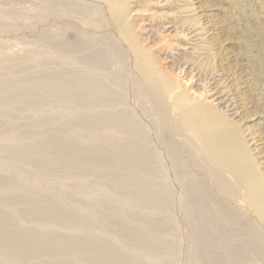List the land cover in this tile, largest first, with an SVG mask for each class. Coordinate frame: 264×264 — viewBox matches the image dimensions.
<instances>
[{
	"label": "rangeland",
	"instance_id": "obj_1",
	"mask_svg": "<svg viewBox=\"0 0 264 264\" xmlns=\"http://www.w3.org/2000/svg\"><path fill=\"white\" fill-rule=\"evenodd\" d=\"M179 3L182 4V9L175 11L173 19L176 25H180L179 30L188 25L197 28V44L192 50L181 49L182 53L168 67L163 62L159 65L180 82L191 77L188 85L196 100L209 102L208 89L214 77L232 98L237 114H229L231 110L227 111L222 107L223 104L218 109L226 119L222 130L228 134L231 141L229 144H234L235 149L238 147L237 150H240L238 153L244 171L242 174H232L223 170L220 183L232 190L236 201L216 188L213 165L203 155L202 138L191 127L190 131L188 124L179 127L181 131L173 127L178 124L180 110L157 102L155 89L142 77L137 67L138 58L127 43L128 39L122 34L125 26L118 23L106 0H0V90L16 81L33 77L53 81L52 90L56 86L51 97L42 98L46 104L33 99L24 104L11 95L5 101L0 98V143L3 142L6 146H25L31 144L32 140L47 141L53 137L68 136L77 138L84 144L83 147L109 145L113 141L126 139L120 126L112 124L93 127V117L89 116H94L97 112L100 115L107 110L120 115L122 113L121 116H127L131 123L137 122L142 126L143 129L140 130L144 136H137V141L146 149H151L156 162V169L151 173L153 177L149 176L155 181L166 183L167 187L161 193L167 191L166 189L170 193L167 204L153 201L132 191L133 188L126 186V183L118 184L115 177H110L114 176L111 174L113 171L115 176L119 172V176L122 173V176L136 174L139 177L143 174L142 177H145L147 174L141 172V161L126 167L128 171L123 166L125 169H122L128 173L125 174L121 169L123 163L117 165L107 157L102 158L103 161H95L97 165H94L98 168L91 162L78 164L69 158H53L48 160L46 167L39 158L37 161L26 157H13L0 151V213L9 217L15 226L52 234L54 239L89 236L90 239L99 238L109 245L114 242L116 250H125L118 253L123 254L134 249L141 256L139 259L147 262L146 264H156L158 259L161 264H195L196 235L191 221L192 214L187 201L185 203L181 181L179 182V177L177 179L173 161L167 151V146L171 144L176 156L179 155L186 161L192 175H198L207 181L212 191L221 199L224 198L226 203L246 210L240 217V223L258 233L260 241H264V220L255 211L257 207L264 209V0H180ZM148 6H151L150 3ZM162 32L160 30L159 36L167 43L183 42L190 35L187 31V34L181 31L173 35ZM149 49L157 58L160 57L157 46ZM65 74L86 80L92 87L99 83L107 85L110 88L107 93L110 95L107 96L108 103L97 104L96 98L88 96L90 98L87 97L86 101L84 98L77 105L78 100L75 102L70 98L71 92L62 93L64 88L59 81L67 76ZM195 88L196 91L193 90ZM42 90L36 89L38 92ZM66 95L77 105L72 103L75 109L67 101ZM214 105L218 106V103ZM70 110L73 114L78 113L75 111H79V114L82 112L80 119L83 117V120H78L80 125L77 123L78 118L75 120ZM63 111L70 114L66 116ZM85 118L87 121L91 120V127ZM82 122L88 124L83 125ZM28 131H32V134ZM191 159L198 165H192ZM88 168H95V172ZM81 177L85 178L83 182ZM146 177L148 180V175ZM20 182L30 186L29 193L36 190L32 195L27 194L28 197L38 196V192L40 197L46 195V198L57 199L55 202L58 201V205L67 204L70 208L63 206L67 212L64 221L34 212L39 205H30L24 196L18 195L22 191L17 188H20ZM4 185L13 189L10 191L11 195L1 194ZM15 198L26 199V202ZM53 198L51 199L54 200ZM144 220H147V224ZM148 220L153 223L150 224ZM124 223L128 225V232L137 231H133L134 236L124 229ZM137 228L146 233L140 235ZM51 229L57 230V235ZM222 238L225 241V237H221V241ZM218 239L217 244L222 245ZM156 242H165L166 246L172 244V249L162 246L163 249L161 247V250H157ZM9 249L7 247L2 252L8 264L12 260ZM80 255L71 250L59 253L41 249L22 263L25 264L28 260L30 264L73 257L76 258V263L88 264L87 257ZM13 261L11 264L16 263V260Z\"/></svg>",
	"mask_w": 264,
	"mask_h": 264
},
{
	"label": "bare ground",
	"instance_id": "obj_2",
	"mask_svg": "<svg viewBox=\"0 0 264 264\" xmlns=\"http://www.w3.org/2000/svg\"><path fill=\"white\" fill-rule=\"evenodd\" d=\"M106 1L109 5L111 12L113 13L116 20L118 21V23L120 25H123V27L125 26V29L124 30L122 29L123 30L122 34L124 33L125 37L128 39L127 43L133 49L135 53V57L138 58L137 67H138V70H140L142 77H144L146 81L149 82V84L152 86V88L155 89V90L154 89L152 90H154L155 92L154 94L156 95V98L158 99L157 102H160V104L163 106L166 105L170 107H175L180 110L178 113V124H176L173 127H177V129H180L179 127L182 128L184 124L185 125L188 124L187 128L189 129V127H191L190 129L193 130L194 133H196L202 138L203 155L205 159L207 161H210L213 165L212 166L208 162L209 165L214 168L212 171L214 173L213 181L216 185V188L219 190V192L220 191L224 192L235 200L232 190L220 183L221 178H222L221 171L223 170L230 171L232 174H234L235 172H241L239 174H242V172L244 171V170L242 171L243 162L240 160V157H239L240 153H238L240 152V150L239 151L237 150L238 149L237 146H236L237 149H235L234 144H229L230 140H229L228 134L224 130H222L223 128L222 124H224L226 119L220 113L218 109V107L223 104L222 106L223 108H225L227 111L231 110L229 114L230 113L237 114V110L235 109V105L232 101V98L229 96L227 90L224 89V87H221V85L218 83L219 80L217 81V79L214 77L208 89L209 94H208L207 100L209 102H206V101L203 102V101L196 100L194 99V95L190 93L191 87L188 85V82L192 80L191 77H188V79L180 82L177 79H175L170 74V72L168 73L167 71H164L162 68H160V65H159V63L163 62L165 66L168 67L169 64L171 65L173 64V62H175L176 56L182 53L181 49L191 48L192 50L196 47L195 45L197 44V40L199 36V32L197 28L192 27V25L191 26L188 25L186 28L184 27L185 29L181 28L179 30L180 25H176L175 20L173 19L174 14L178 10L180 11V9H182V4L179 3L180 0L179 2L178 0H106ZM148 3H150L151 6H148ZM160 30L161 32L163 31L165 35H173L174 33H178L181 31L184 34L189 33L190 35L188 36V39H185L183 42L180 41L178 43H173V42L167 43V42H163V38H160L159 36ZM154 45L157 46V49L159 51V56H160L159 58L153 55L151 51H150L151 53L149 52L150 50L149 47H152ZM52 82H50L46 78H41V77H33L30 79L19 80L7 86V88L0 90V98L3 101H5V99L7 100L8 96L11 95L19 99L24 104H26L28 100L30 99L42 101V98H45V97L49 98L52 92L55 91L54 89L56 88V86L53 89L54 90L53 91L52 87H54L53 86L54 83L52 84ZM59 82L62 83V86L64 88L62 93L69 94L71 92V95H70L71 97L66 95L68 102H71L72 99H74L72 101H75V102H77L78 100L77 102V105H78L80 101L82 102L84 98H85L84 101H86V98L88 96H92L96 98L95 100L97 104L99 103V104L104 105L106 102L108 103L109 101L108 97L110 95L108 94L109 95L108 96L107 93H109L110 88H108V86L105 85L104 83H101V84L99 83L100 85L98 84V86L96 85V87L94 86L92 87L90 86L88 82H86V80L80 79L78 77H74L72 75L64 76L63 78H61V81ZM58 85H61V84H58ZM35 88L36 89L41 88L43 90L38 92L36 91ZM68 89H70L69 92L67 91ZM18 90H21V91L19 92ZM193 90L196 91V88ZM66 96L64 97L66 98ZM69 97L71 98V100L69 99ZM209 97L211 98L209 99ZM95 100H93V102ZM214 101H216L215 103H218V106L214 105L215 104L213 103ZM44 103L46 104V102ZM72 103L74 102H71L70 104L72 105ZM39 105H42V104H39ZM68 105L67 106L65 105V107H68ZM73 105H72V108H73ZM43 106H40V107L42 108ZM66 109L67 108H65V110ZM73 109H75V107ZM69 112L72 113L71 110ZM76 112L78 113L77 114L72 113L73 115L72 114L71 115L74 116L75 120L78 118L77 119V123H78V120H83V117L82 119H80L82 112L80 114H79V111H75V113ZM63 114L68 116L70 113H68L67 115L66 112H64ZM121 115L118 112L111 113L110 110H107L104 113H100V115H98V112H97L96 115L94 116L90 115L89 117L90 118L93 117L92 122H91L93 124L92 125L93 127L94 126L95 127H106L112 124L119 125L121 130L126 135V139L124 141H120V142L113 141L109 145H104L100 147H90V146L85 145L84 146L86 148L85 149L83 147L84 144H82L75 137H68V136L62 137L61 136L59 138L58 136V138L53 137L52 139H49V140L47 139V141L35 140L33 142L32 140L33 143L31 142V144H28V145L26 144L25 146H20V144L19 146L17 145L16 146L15 145L6 146L2 142V144L0 143V151H5L10 156H13V157H23V158L26 157L28 159H37V161L39 158V160L41 159L40 162L43 166H46L45 164L48 165L49 164L48 160H51L53 158L54 159L55 158L57 159L69 158L71 159V161L72 160L77 161V162L74 161L75 163L79 162V163L87 164L91 162L94 165L95 161H98L102 158L107 157L115 161L117 165H120V163H123L121 164V169L124 167L126 168L128 166H132L134 165V163H138V161L139 162L141 161L140 163H143L142 164L143 168L141 172L142 173L144 172V174L146 173L148 175V180L146 179L147 175L145 177H142L144 176L143 174H141L142 176H139V177L136 176V174H133L134 176L132 175L122 176V173H121V176H119L120 173L117 172L118 175L115 176L114 171L111 172V174L113 173L114 176L110 175V177H115L117 179L116 181L118 184L126 183L127 184L126 186L128 187L130 186V188H133L132 191L141 193L143 196L148 197L150 200L159 201L165 204L169 203L170 193L168 189H166L167 191L161 193L162 189L167 187L166 183L155 181L152 178L153 176L151 175V173H153V171L156 169L154 168L156 162L152 157L153 152L151 151L150 148L146 149L145 146L140 145L139 144L140 141L139 142L137 141L138 137L141 138V135H143V133L141 132V130L143 129L142 126L138 124L137 122L131 123L130 119L127 116L125 117ZM70 120L72 121V118ZM75 120L72 122L76 123ZM175 120H176L175 122H177V119ZM90 121H87L86 119V122H88L89 124L86 122L85 123L82 122V124L83 125L88 124L91 127ZM78 124L80 125L81 123H78ZM28 132L31 133L32 131H28ZM29 133H27V135ZM33 133L36 134V131H33ZM183 133L184 132H182V134ZM29 138L31 137L29 136ZM80 144H82V146ZM170 145L167 146V151L173 161L174 169L177 173V179L179 177L180 180L179 179L178 180L179 182L181 181L180 186L182 185V188L184 191L183 194L186 197L185 203L187 201V205L191 209V214H192L191 221L193 222V229H194L193 231L195 232V235H196L195 236L196 237L195 238V251H194V254L196 256L195 264H264V247L261 244L262 239L260 241V238H259L260 236L258 235V233H255L253 230H250L249 227H245L244 225L240 223V217L243 214H245L244 211L246 210L242 208L239 209L238 206L234 207L233 204L226 203V201L223 200L224 198L221 199L220 197H218V195H216L212 191L213 189H211V186L209 187V185L206 183L207 181L205 182L204 179L202 177L199 178L198 175L197 176L192 175L191 174L192 171L189 169L186 161L181 156L179 155L176 156L175 151L172 150L174 147L171 148L172 146L170 147ZM190 154L192 155V153ZM101 161H103V159ZM68 162L69 161H67V163ZM190 163H192V165H196V166L198 165L194 159H191ZM112 164L116 165L114 164V162ZM38 165H40L39 162H38ZM96 165H94V167ZM43 166L41 167L43 168ZM96 167L98 168V166ZM89 168L88 170H92ZM95 168H93V170ZM124 169H122V172L124 171L125 173L126 171ZM126 170L128 171V168H126ZM130 174L132 173L130 172ZM193 174H195V172H193ZM149 175H151L152 177H150ZM81 179L83 182L85 178L83 179V177H81ZM20 185H21L20 188L19 187L17 188L22 191L18 195L24 196V198H26L27 200L22 199V198H15L16 200H20V199H22L23 201L26 200L27 202H30V205L31 203L32 204L34 203L36 205L38 204L39 207L37 208V211H34V212L42 216L48 215V216L55 217L56 219L58 218L64 221V216L67 212H66V208L63 206L64 205L66 206L67 204L62 203V205H60L61 204L60 203L58 205V201L57 203L55 202L57 199L55 200V198L53 197H50L49 199L48 196H47L48 198H46L45 197L46 195H43V197H40L38 192H36L38 196L34 194L35 196H31L32 198L28 197L29 194L32 195L36 190L32 192L31 194L29 193L30 192L29 185H26V183H23V182L22 183L20 182ZM7 186L8 185H6L3 188L4 190H2L1 192L3 196L4 194L6 196L11 195L10 191L12 188H10L9 186L7 187ZM121 188L125 190L124 187H121ZM130 190L128 191L130 192ZM51 198H53L54 200H52ZM66 207H68L67 209L70 208L69 206H66ZM258 208L259 207L255 208V211L259 214L261 219L264 220V209L260 210L261 208L260 209ZM39 218L40 217H38V219ZM146 221L144 220V222ZM152 223L153 222H151L150 224ZM125 224L126 223H124V229L125 228L127 229L128 225L126 226ZM142 224L143 223H140V225ZM52 229L51 231H53ZM137 229L140 231L141 228L140 229L137 228ZM56 231H53V232L55 233ZM126 231L128 232V229ZM130 231L128 233H130ZM133 231H136V230H132L131 232L133 233V236H134ZM123 232L125 231H122V233ZM140 232H139L140 235L143 232L146 233V231H143L141 233ZM139 234L137 233L136 235L139 236ZM51 235L39 233L37 231L30 230V229L26 230L23 228H19L15 226L13 223H11V221L9 220V217L0 213V264H8L5 261L6 257L4 258V255L2 256V252L7 247L10 248L9 251L11 253V257L10 256L8 257L12 259L9 264L14 262L13 259L16 260V263H13V264H23L22 261H24L27 258L30 259L29 258L30 256L32 255L34 256V254L36 255V253H38L41 249L42 250L48 249L50 252L56 251L59 253L64 250H68V251L71 250L72 252L75 251L76 255L77 254H81L80 256L85 255L87 257L88 264H146L147 263V262L145 263L141 261L140 260L141 258L139 259L140 255H138V253L135 252L134 249H131L130 251H128L129 253L128 252L123 253L124 255L122 253L121 254L118 253V251L121 252L123 250L124 252L125 250L124 249L116 250L115 249L116 246L114 245V242L112 243V245H109L108 243H106L105 241H102L99 238L93 239L92 237V239H90L91 237L88 238L89 236L79 237V238L78 237L77 238H73V237L58 238L56 237L57 239H54L53 237H51ZM55 235L57 234L55 233ZM79 235L81 236V234ZM74 236L76 237L77 235L75 234ZM221 237H225L224 238L225 241H223V238H222V241H223L222 242ZM263 237L264 236H262V238ZM217 239L219 240V242L221 241V243L223 244L218 245L217 244L218 242L216 241ZM123 241H125V239ZM168 241L170 242V240ZM109 242L111 243V241ZM126 242H129V241H126ZM263 242L264 241H262V243ZM156 243L157 245L154 243L153 245H156V247L155 246L154 247L157 250L159 249L161 250L162 246L167 245V243L165 242L164 243L156 242ZM170 245L171 246L169 245L168 246L169 248L171 247L172 249V244ZM118 246L119 245H117V247ZM118 248H120V246ZM130 256H132L131 257L132 259L129 258ZM75 259L76 258L73 259V257L72 258L68 257L65 259H58V260L56 259L55 261H49V262L37 261V262L30 263V264H81V263H76ZM29 261L30 260H28V262L25 264H28ZM160 261L161 260L159 259L156 260V264H161Z\"/></svg>",
	"mask_w": 264,
	"mask_h": 264
}]
</instances>
